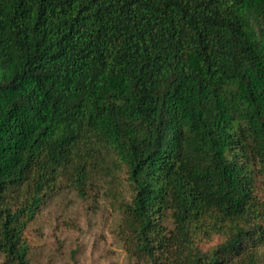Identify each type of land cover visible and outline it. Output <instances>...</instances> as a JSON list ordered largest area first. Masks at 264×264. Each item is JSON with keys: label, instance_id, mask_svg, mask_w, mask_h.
Listing matches in <instances>:
<instances>
[{"label": "trees", "instance_id": "obj_1", "mask_svg": "<svg viewBox=\"0 0 264 264\" xmlns=\"http://www.w3.org/2000/svg\"><path fill=\"white\" fill-rule=\"evenodd\" d=\"M72 192L141 264H258L264 0H0L6 264Z\"/></svg>", "mask_w": 264, "mask_h": 264}, {"label": "rangeland", "instance_id": "obj_2", "mask_svg": "<svg viewBox=\"0 0 264 264\" xmlns=\"http://www.w3.org/2000/svg\"><path fill=\"white\" fill-rule=\"evenodd\" d=\"M64 196L43 209L31 226L37 264L142 263L123 247L116 209L107 198H98L93 208L90 197L83 200L75 192ZM0 264H6L1 253ZM258 264H264V246L258 250Z\"/></svg>", "mask_w": 264, "mask_h": 264}]
</instances>
